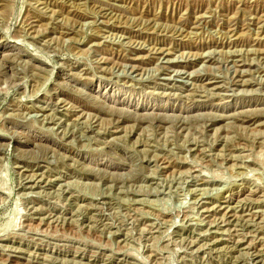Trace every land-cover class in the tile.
<instances>
[{
  "label": "rangeland",
  "instance_id": "obj_1",
  "mask_svg": "<svg viewBox=\"0 0 264 264\" xmlns=\"http://www.w3.org/2000/svg\"><path fill=\"white\" fill-rule=\"evenodd\" d=\"M0 264H264V0H0Z\"/></svg>",
  "mask_w": 264,
  "mask_h": 264
}]
</instances>
